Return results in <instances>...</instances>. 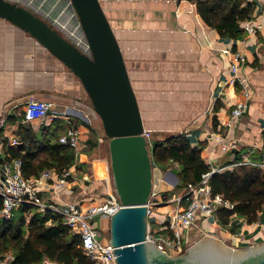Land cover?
Listing matches in <instances>:
<instances>
[{
    "label": "crops",
    "instance_id": "crops-1",
    "mask_svg": "<svg viewBox=\"0 0 264 264\" xmlns=\"http://www.w3.org/2000/svg\"><path fill=\"white\" fill-rule=\"evenodd\" d=\"M252 1L261 27L254 34L230 38L220 36L203 21L196 0H100L121 48L144 130L157 138L182 132L192 145L201 147V156L210 167L226 168L243 155L255 163L261 160L264 0ZM70 13L69 10V16ZM70 19L71 27H78L76 19ZM225 48L230 51L222 52ZM236 49L245 55L238 75L248 82L251 95L247 111L227 125L230 106L241 99L239 85L229 82L233 75L228 68L230 52ZM74 78L35 38L0 17V130L17 134L27 99L52 100L57 116L51 113L41 121H33L32 129L38 133L41 126L47 127L54 133L50 136L54 141L67 128L76 126L80 144L74 174L62 188L65 193L56 194L45 183L41 184V193L52 197L59 206L63 199H71L84 208L100 202L110 191L107 165L106 175L101 176L94 169L95 163L101 161L98 149L107 140L82 95V86ZM224 144L229 148L223 149ZM5 157V153H0V161ZM172 168L173 164H168L161 170L166 174L162 190L150 199L156 222L166 221L174 208L170 198L163 200L162 192L175 179L178 182ZM101 217L107 219L109 230V218ZM213 220L214 217L208 218V223L197 229L232 242L262 239L256 222L244 224L229 219L228 223H221L217 219L212 223ZM193 231L196 229L187 233ZM9 256L11 253L3 254L0 264H7Z\"/></svg>",
    "mask_w": 264,
    "mask_h": 264
},
{
    "label": "water",
    "instance_id": "water-1",
    "mask_svg": "<svg viewBox=\"0 0 264 264\" xmlns=\"http://www.w3.org/2000/svg\"><path fill=\"white\" fill-rule=\"evenodd\" d=\"M69 1L89 54L23 4L0 0V17L35 38L77 77L101 122L111 190L120 203L109 217V242L116 264H264V243L233 248L204 235L182 254L171 255L145 240L146 205L153 192L162 190L166 174L152 162L123 54L100 0Z\"/></svg>",
    "mask_w": 264,
    "mask_h": 264
},
{
    "label": "built area",
    "instance_id": "built-area-1",
    "mask_svg": "<svg viewBox=\"0 0 264 264\" xmlns=\"http://www.w3.org/2000/svg\"><path fill=\"white\" fill-rule=\"evenodd\" d=\"M11 1L17 2L16 0ZM68 3L70 4V1ZM70 12V17L76 19L72 7ZM47 21L72 41L80 50L87 54L90 53V48L82 29L79 30L80 35L76 39L71 35L68 30L69 28L65 27L60 21L55 19ZM77 26H80L78 21ZM241 26L243 27L244 33L254 34L261 27V23L258 21V15H255V12H253L251 17L241 22ZM229 51L230 49L228 48L222 50V52ZM244 62L245 55L243 52L238 49L230 52L228 68L233 75L230 77L229 82L234 85H239L238 90L241 93V99L230 106L227 113V125L244 114L249 107V98L251 95L249 84L245 78L238 75V69ZM54 109L52 100L29 98L24 102L20 113L19 124L32 128L33 121H41L51 113L57 116ZM1 121H4V119H1ZM144 136L146 137L148 145H150L151 133L144 130ZM58 140L60 143L71 146L74 149L75 155L78 154L80 141L79 130L76 126L67 128L59 136ZM21 142V139L14 131L3 132L0 130V153H5L6 157H9L8 148L16 147ZM222 148L228 149L229 147L224 144ZM6 157L0 161V219H11L14 213L23 207H27V209L22 211L26 222L29 221L32 215V211L29 209L31 207H35L41 213H44L46 210H50L52 213H58L61 215L62 223L68 227L69 231L78 235L82 252L90 260L91 264H116L112 251L114 247L110 244L109 240H103L100 237L98 226L94 219L96 215L109 218L120 207V203L114 196L112 190L108 191L100 202L84 208L71 199H63L61 206H59L58 202L52 197L42 196L41 184L45 183L52 186L56 194L65 193L62 188L67 184L71 176H73L75 170L74 165L60 172L55 168H44L37 176L25 177L21 169V158L12 157L7 159ZM242 164L256 165L264 169V144L261 148V160L259 162H252L248 155H243L240 159H233L226 168L211 167L210 171L201 175L199 182L188 183L179 192L173 193L170 201L175 202V205L166 221L156 222L151 210V200H149L146 205L147 228L145 240L153 241L156 248L163 250L165 253L171 255L181 253L187 246V230L200 228L203 223H208L207 219L210 217H214L212 223H215L218 219L216 217V210L219 207H225L230 210L234 207V204L228 199H225L221 194H212L208 184L210 173L225 169L232 170ZM154 194L156 192L152 193V195ZM235 215L236 213H233L230 219ZM10 258L11 256L8 257V259ZM34 264L57 263L49 257L43 256Z\"/></svg>",
    "mask_w": 264,
    "mask_h": 264
},
{
    "label": "trees",
    "instance_id": "trees-1",
    "mask_svg": "<svg viewBox=\"0 0 264 264\" xmlns=\"http://www.w3.org/2000/svg\"><path fill=\"white\" fill-rule=\"evenodd\" d=\"M196 8L203 21L220 36L239 38L244 34L241 22L251 17L254 1L196 0ZM53 134L45 126L36 133L31 127L19 124L17 136L22 142L8 148L7 159L20 157L25 177L37 176L44 168H55L60 172L74 165V149L60 143L59 136L51 141ZM149 146L153 164L161 170L173 164L172 169L178 177L176 189L199 182L201 175L211 170L201 156V147L192 145L182 132L153 137ZM208 184L212 194L219 193L234 204L231 210L225 207L216 210L221 223H228L233 213L243 217L248 224L264 215V169L242 164L232 170L213 171ZM163 197H166L164 193ZM25 209L27 207L16 211L9 220L0 219V258L11 253L7 264H34L43 256L57 264H91L82 252L78 235L62 223L60 214L50 210L41 213L31 207L32 215L26 223L22 215Z\"/></svg>",
    "mask_w": 264,
    "mask_h": 264
},
{
    "label": "rangeland",
    "instance_id": "rangeland-1",
    "mask_svg": "<svg viewBox=\"0 0 264 264\" xmlns=\"http://www.w3.org/2000/svg\"><path fill=\"white\" fill-rule=\"evenodd\" d=\"M16 1L21 3V4H24V5L28 6V8L34 10L36 13L41 15L46 20H54L55 19L57 21H60L64 26H66L69 29L77 28V29L81 30L80 26L71 27L72 23H71V19H70V16H69V10L71 9V7H70V4L68 3L69 0H16ZM74 77H75L74 79L79 83L77 77L76 76H74ZM82 92H83V90H82ZM82 95L86 98V94L84 92L82 93ZM88 102H89V100L87 99V103ZM97 119H98V121H99V123L101 125V122H100L98 117H97ZM93 149H95V148H93ZM98 154H99V156H101V161L95 163L96 167L94 169H96L101 176L102 175H106V167H105V164H106L107 168H108V174L106 175V177L108 176L107 178H108V181L110 182V171H109V159H108V152H107V141H105L104 144L98 149ZM154 165L158 166L156 164H154ZM109 185H110V191H111V188H112L111 184L109 183ZM167 185H169V183H167ZM173 185L174 184H170V188L169 189H166L165 191L164 190L162 191L164 193V195L166 196L165 198H163V200L164 199L165 200L169 199L172 196L173 193L180 191V189H176V187H175L176 184L174 186ZM169 203H174V205H175V202H173V201H171ZM262 217H264V215L259 216V218L255 222H256L258 228L261 229V231L259 233H261L262 238H264V223H263L264 221L262 220ZM95 218H96V220L98 222L96 224L98 226V231H99L100 237L103 240H109V237H110L109 236V230L107 229V225H106V223H107L106 220L107 219L102 218L99 215H96L94 217V219ZM233 219L234 220H241L242 222H244V224L246 222L244 220V218L241 217L238 214L233 216L232 220ZM258 228H255V231H259ZM195 229H196V231H193V232H190V234H187V237H188L187 245H191L195 241H198L204 235H209L211 237L217 238L216 236H214V234H212V232H210L208 230H203L201 232L197 228H195ZM188 231H190V230H187L186 233ZM220 240H222V239H220ZM224 241H225L226 245H229V246L234 247V248H245L248 245L252 244V243H241V242H239L237 240H236L237 242H232L231 239H223V242Z\"/></svg>",
    "mask_w": 264,
    "mask_h": 264
},
{
    "label": "bare ground",
    "instance_id": "bare-ground-1",
    "mask_svg": "<svg viewBox=\"0 0 264 264\" xmlns=\"http://www.w3.org/2000/svg\"><path fill=\"white\" fill-rule=\"evenodd\" d=\"M66 27V26H65ZM81 29V28H80ZM69 31H70V33H71V35L73 36V37H75L76 39L78 38V36L80 35L79 34V29H77V28H72V29H68Z\"/></svg>",
    "mask_w": 264,
    "mask_h": 264
},
{
    "label": "flooded vegetation",
    "instance_id": "flooded-vegetation-1",
    "mask_svg": "<svg viewBox=\"0 0 264 264\" xmlns=\"http://www.w3.org/2000/svg\"><path fill=\"white\" fill-rule=\"evenodd\" d=\"M222 241H223V240H222ZM223 243L226 244L225 241H224ZM262 243H264V238H262V239L259 240V241L253 242V243L250 244V245H260V244H262ZM250 245H248V246H250ZM188 246H189V245H187V246L185 247V249L182 250V252L179 253V254H182V253L186 250V248H187ZM233 248H234V247H233Z\"/></svg>",
    "mask_w": 264,
    "mask_h": 264
}]
</instances>
